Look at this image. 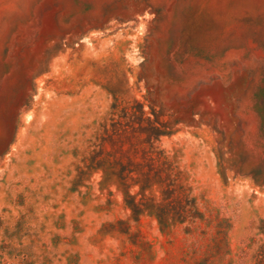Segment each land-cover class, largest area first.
I'll return each mask as SVG.
<instances>
[{
  "label": "rangeland",
  "instance_id": "374dc122",
  "mask_svg": "<svg viewBox=\"0 0 264 264\" xmlns=\"http://www.w3.org/2000/svg\"><path fill=\"white\" fill-rule=\"evenodd\" d=\"M0 264H264V0H0Z\"/></svg>",
  "mask_w": 264,
  "mask_h": 264
}]
</instances>
